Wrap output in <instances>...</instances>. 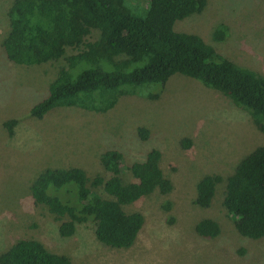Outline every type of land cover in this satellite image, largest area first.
<instances>
[{"label": "rangeland", "instance_id": "374dc122", "mask_svg": "<svg viewBox=\"0 0 264 264\" xmlns=\"http://www.w3.org/2000/svg\"><path fill=\"white\" fill-rule=\"evenodd\" d=\"M14 1L0 0V255L19 240L35 239L72 264H264V238L240 235L224 207L228 177L243 158L264 146V134L252 117L220 92L175 75L164 86L140 87L122 96L107 113L63 107L37 119L32 107L47 96L67 62L21 66L7 59L2 42ZM131 2V9L141 13L142 2ZM219 24L228 27L223 42L213 40ZM175 30L199 35L236 64L264 75V0H208L201 14L177 21ZM98 38L94 31L89 40ZM76 53L67 49L66 56ZM14 119L10 136L5 123ZM140 128L149 131L146 140ZM111 149L124 155L125 182L134 181L128 169L134 162L159 149L161 168L174 186L167 195L155 192L124 207L145 218L129 249L101 244L93 223L62 238L60 222L44 205L35 204L31 194L33 182L46 169L77 167L90 178H107L101 156ZM207 175H220L223 181L212 205L200 208L194 203L196 188ZM203 219L220 225L217 238L197 234Z\"/></svg>", "mask_w": 264, "mask_h": 264}, {"label": "trees", "instance_id": "16d2710c", "mask_svg": "<svg viewBox=\"0 0 264 264\" xmlns=\"http://www.w3.org/2000/svg\"><path fill=\"white\" fill-rule=\"evenodd\" d=\"M140 2L143 6L138 14L128 0L13 2L8 10L10 29L2 42L7 59L21 66L63 58L67 62L47 96L32 107L31 115L43 119L63 107L107 113L122 96L135 94L140 87L164 86L173 76L182 75L223 94L246 111L264 134V75L236 64L199 35L175 30L177 21L201 14L208 0ZM94 31L99 32V38L90 41ZM227 31V25H217L213 40L223 42ZM67 49L77 53L66 56ZM16 125L15 119L5 123L10 136ZM139 132L143 140L148 138L146 128ZM161 160L159 149L150 150L145 160L128 168L134 181L125 182L123 153L107 150L101 156L107 178H90L77 167L46 169L33 182L31 194L35 204L44 205L60 222L62 238H71L80 225L93 223L101 244L129 249L145 218L139 212L127 213L124 207L155 192L167 195L173 191ZM222 181L220 175L203 177L197 184L195 205L209 208ZM226 182L224 207L233 216L237 231L249 239H263L264 146L243 158ZM196 232L212 240L221 234V227L215 220L203 219ZM0 264L72 262L65 255L51 253L35 239H22L0 255Z\"/></svg>", "mask_w": 264, "mask_h": 264}]
</instances>
